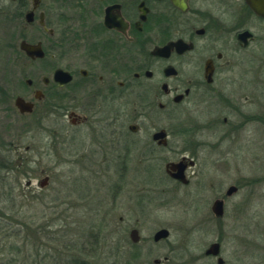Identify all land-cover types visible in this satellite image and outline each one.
I'll use <instances>...</instances> for the list:
<instances>
[{"label": "flooded vegetation", "instance_id": "af4514ba", "mask_svg": "<svg viewBox=\"0 0 264 264\" xmlns=\"http://www.w3.org/2000/svg\"><path fill=\"white\" fill-rule=\"evenodd\" d=\"M10 2L17 18L23 17L25 26L33 28L35 40L27 43L39 45L42 52L41 57L35 54L31 58L24 53L37 76L26 82L31 97L20 98L31 105L29 113H34L37 121L60 109L63 162L86 174V179L77 181L85 195L83 202L88 201L86 195L92 188L105 180L103 174H114L110 213L99 217L89 213L81 218L62 214L61 233L55 236L52 230L51 235L57 244L54 264H171L175 251L166 244L182 224L177 220L158 222L154 211L164 206L165 198L148 196L144 184L153 170L150 163L163 162L167 178L176 186L191 185L197 196L209 188L213 194L211 213L218 221L225 217L245 178L238 174L229 185L222 180L209 182V172L227 164L209 154L205 162L200 161L196 153L202 145L204 151L214 153L219 142L238 140L249 117L242 112L236 95L225 93L220 85L227 80L230 60L251 44L254 29L264 19L251 11L245 0ZM54 10L57 15H52ZM243 33L249 36L243 39ZM57 70L64 73L63 80L55 79ZM207 98L219 100L227 110L221 120L226 131L216 143L197 142L191 153L182 149L184 154L177 159H160L169 149L170 133L161 126L163 114L193 99L198 104ZM134 162L143 166L147 178L132 190ZM227 162L235 167L240 161ZM178 169L183 170L182 179L174 177ZM215 202H221L220 216L213 212ZM234 206L232 214H239L240 205L237 203L235 211ZM198 219L207 222L205 217L195 221ZM161 231L166 236L156 237ZM212 244L219 245L217 256L205 254ZM203 256L216 264L221 259L224 264L220 240L210 243ZM200 258L194 256L190 261Z\"/></svg>", "mask_w": 264, "mask_h": 264}, {"label": "rangeland", "instance_id": "374dc122", "mask_svg": "<svg viewBox=\"0 0 264 264\" xmlns=\"http://www.w3.org/2000/svg\"><path fill=\"white\" fill-rule=\"evenodd\" d=\"M16 12L13 3L0 0V159L5 157L10 165V169L0 166V264H54L52 255L57 244L51 235L52 230L55 236L61 233L58 229L62 214L81 218L89 213L96 217L110 213L114 174H103L105 180H100L102 183L92 188L86 195L88 201L83 202L85 195L77 181L86 179V174L63 162L60 109L51 110L47 119L37 121L34 113L22 116L15 107L17 97H31L26 81L37 76L19 49L22 40L34 42L33 28L25 26L24 18L18 19ZM56 13L52 11V15ZM253 32L255 39L230 60L227 80L220 85L225 93L236 95L242 112L251 120L247 119L234 143L223 140L214 153L204 151L206 147L202 145L196 153L200 161L205 162L210 155L227 164L223 169L211 170L209 182L222 180L229 185L238 174L245 178L243 189L231 201V210L228 207L225 217L218 221L210 211L213 194L209 188L197 196L191 185L176 186L171 182L163 162L150 163L153 170L144 184L148 196L165 198L164 206L154 211L158 222L177 220L182 224L166 244L167 249L175 251L171 264H216L205 260L203 251L217 240L224 264H264V23ZM194 101L178 110H168L161 117V126L170 134L169 149L160 159H177L184 154L182 149L191 153L197 142L216 143L226 131L221 120L227 110L219 100ZM231 151L236 154L231 156ZM229 159L234 164L240 162L232 167ZM133 164L135 190L147 176L143 166ZM187 176L190 178L189 170ZM43 180L46 184L39 188ZM237 203L240 213L232 214V204L235 211ZM203 217L207 222L195 221ZM69 219L72 223L71 216ZM194 256L202 258L191 262Z\"/></svg>", "mask_w": 264, "mask_h": 264}, {"label": "water", "instance_id": "95a60500", "mask_svg": "<svg viewBox=\"0 0 264 264\" xmlns=\"http://www.w3.org/2000/svg\"><path fill=\"white\" fill-rule=\"evenodd\" d=\"M10 1H14V0H10ZM246 1V4L248 5V7L251 9V11L261 17L262 19H264V0H245ZM29 15L30 14H27L26 15V20L29 22ZM249 34L248 33H243L241 35V37H248ZM244 39V38H243ZM19 49L21 51H23L25 53L26 56L28 57H33L35 54H37L39 57L42 56V52H41V49H40V46L39 45H31V44H28L27 42L25 41H21L19 43ZM55 79L57 80H63L64 79V73H62L61 71L57 70L55 72ZM27 83H29V80L26 81ZM15 107L21 112V113H24V112H27L29 113L30 112V107L31 105L30 104H27L25 103L20 97H17L15 99ZM163 133H160L158 136H161L163 137ZM176 167V166H174ZM182 169H178V172L177 174L174 176L176 177L177 179H182ZM45 180H43L42 182L39 183V187H43L45 185ZM221 204V202H215L214 205H213V212L216 216H220L221 215V212L219 210V205ZM166 236V232L165 231H161L159 232L156 237H165ZM218 250H219V245L218 244H212L209 246V248L206 250L205 254L206 255H212V256H217L218 255ZM218 263L221 264L222 263V260L221 259H218Z\"/></svg>", "mask_w": 264, "mask_h": 264}, {"label": "trees", "instance_id": "16d2710c", "mask_svg": "<svg viewBox=\"0 0 264 264\" xmlns=\"http://www.w3.org/2000/svg\"><path fill=\"white\" fill-rule=\"evenodd\" d=\"M0 166L1 167H4L6 169H8V168L10 169V165L8 163V160L5 157H1V159H0Z\"/></svg>", "mask_w": 264, "mask_h": 264}]
</instances>
